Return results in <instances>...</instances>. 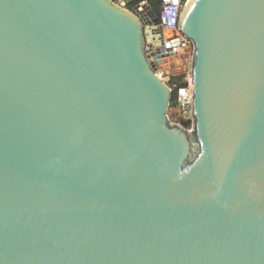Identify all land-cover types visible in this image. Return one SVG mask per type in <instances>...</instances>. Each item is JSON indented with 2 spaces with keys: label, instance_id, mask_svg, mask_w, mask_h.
<instances>
[{
  "label": "water",
  "instance_id": "water-1",
  "mask_svg": "<svg viewBox=\"0 0 264 264\" xmlns=\"http://www.w3.org/2000/svg\"><path fill=\"white\" fill-rule=\"evenodd\" d=\"M186 1L190 128L146 2L0 0V264H264V0Z\"/></svg>",
  "mask_w": 264,
  "mask_h": 264
},
{
  "label": "built area",
  "instance_id": "built-area-1",
  "mask_svg": "<svg viewBox=\"0 0 264 264\" xmlns=\"http://www.w3.org/2000/svg\"><path fill=\"white\" fill-rule=\"evenodd\" d=\"M183 0H161L162 8L157 24L162 27L163 41L152 42L146 53L156 64V74L164 80L175 95L177 112L182 119L191 120V104L195 84L190 72L193 45L180 30L179 22ZM133 11L143 10L141 3ZM155 51V55L152 52ZM158 56L161 62H158ZM182 69V70H180ZM180 70V72H174Z\"/></svg>",
  "mask_w": 264,
  "mask_h": 264
},
{
  "label": "trees",
  "instance_id": "trees-1",
  "mask_svg": "<svg viewBox=\"0 0 264 264\" xmlns=\"http://www.w3.org/2000/svg\"><path fill=\"white\" fill-rule=\"evenodd\" d=\"M142 2H146L152 8L154 13L157 16H159L162 8L161 0H132L131 4L128 5V8L132 10L134 6ZM175 105H176V99H175V95L173 94L171 106H175ZM180 123L186 128H190L192 126V120L181 119Z\"/></svg>",
  "mask_w": 264,
  "mask_h": 264
},
{
  "label": "rangeland",
  "instance_id": "rangeland-1",
  "mask_svg": "<svg viewBox=\"0 0 264 264\" xmlns=\"http://www.w3.org/2000/svg\"><path fill=\"white\" fill-rule=\"evenodd\" d=\"M180 70H182V69H180ZM180 70H177L174 72H180ZM168 113H169V117H170L171 121L181 124L180 121L182 118L179 116V113L177 112V108L175 106H170Z\"/></svg>",
  "mask_w": 264,
  "mask_h": 264
},
{
  "label": "bare ground",
  "instance_id": "bare-ground-1",
  "mask_svg": "<svg viewBox=\"0 0 264 264\" xmlns=\"http://www.w3.org/2000/svg\"><path fill=\"white\" fill-rule=\"evenodd\" d=\"M186 2H189V0H187ZM143 13L146 14L147 16H149V12H148V10L144 9V10H143Z\"/></svg>",
  "mask_w": 264,
  "mask_h": 264
}]
</instances>
